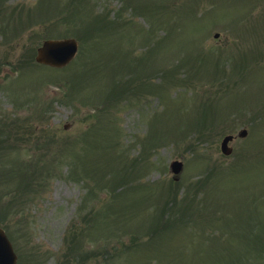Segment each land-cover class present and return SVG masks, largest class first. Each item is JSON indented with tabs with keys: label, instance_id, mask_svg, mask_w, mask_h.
I'll use <instances>...</instances> for the list:
<instances>
[{
	"label": "rangeland",
	"instance_id": "rangeland-1",
	"mask_svg": "<svg viewBox=\"0 0 264 264\" xmlns=\"http://www.w3.org/2000/svg\"><path fill=\"white\" fill-rule=\"evenodd\" d=\"M0 226L15 264H264V0H0Z\"/></svg>",
	"mask_w": 264,
	"mask_h": 264
},
{
	"label": "water",
	"instance_id": "water-1",
	"mask_svg": "<svg viewBox=\"0 0 264 264\" xmlns=\"http://www.w3.org/2000/svg\"><path fill=\"white\" fill-rule=\"evenodd\" d=\"M218 34L216 33L215 36ZM77 49L74 39H48L43 41L42 45L37 48L36 61L62 66L71 60ZM246 131L242 130L239 135H245ZM232 139V135H227L222 139L221 150L225 154H229L231 148L227 147V142ZM182 169V162L174 160L170 163V170L179 174ZM177 179V177H175ZM16 255L12 249V245L6 237L2 228H0V264H14Z\"/></svg>",
	"mask_w": 264,
	"mask_h": 264
}]
</instances>
